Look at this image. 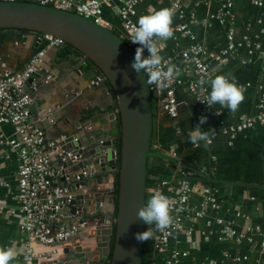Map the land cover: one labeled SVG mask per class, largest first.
I'll use <instances>...</instances> for the list:
<instances>
[{
	"label": "crops",
	"instance_id": "crops-1",
	"mask_svg": "<svg viewBox=\"0 0 264 264\" xmlns=\"http://www.w3.org/2000/svg\"><path fill=\"white\" fill-rule=\"evenodd\" d=\"M175 1L179 8L174 10L172 24H185L190 33L163 40L160 55L163 58L174 56L180 65L179 74L186 80L188 74L185 70L189 64L180 57L182 50L197 42L210 50L220 51L227 47V34L233 29L239 47L230 54L226 63L208 60L211 75L207 87L210 94V81L216 75H225L230 80L235 78V83L244 90V99L235 112L214 104L207 114L201 115L202 107L198 100L186 88H180L178 98L184 104L180 106L177 117H170L157 106L156 151L179 160L180 164L176 165L179 178L194 174L181 165L186 164L220 182L192 181L190 217L183 221L182 228L172 238L169 250L156 254L155 260L158 264H166L168 259H173L175 251L179 252L177 264H264L261 246L264 233V125L235 136L222 133L218 127L220 120L230 130L244 116L258 118L264 115V5L256 6L253 0H139L132 20L138 22L149 9L171 8ZM227 2H232L233 19L222 24L217 15ZM122 4V1L114 0L103 6L105 20L120 34L124 33L119 14ZM38 36L36 32L0 30V72L3 69L22 71L39 49ZM246 39L250 43L242 44ZM250 49H253L252 53ZM58 51V48L48 51L40 71L33 77L37 84L36 90H30L34 119L54 141H60L67 135L78 136L83 141L92 137L96 143L114 140L118 109L108 84H93L97 68L84 55L74 54L65 58ZM47 76L51 78L47 80ZM201 116L207 117L206 122L200 125L202 130L212 129L217 134L208 147L204 142L200 147H194L188 140ZM1 132L11 137L13 127L5 124ZM54 161H57L55 156ZM19 165L18 153L0 145V248L13 250L15 255L9 264H23L27 240L21 229L20 204L16 198ZM74 170V174L81 172L78 166H74ZM91 184L96 186V190L111 189L114 188V177L103 179L98 184L95 180ZM202 187L213 189L217 207L213 203L203 204ZM87 190L78 187L73 191L76 195H85L87 200ZM103 197L102 212L112 214V193ZM77 203L82 208V204ZM94 207L92 198L90 213L83 212L81 217H74L70 210L66 211L69 223L84 221L85 227L68 241L53 246L56 253L40 258L38 264H50L53 260H69L72 264H107V258L102 257L98 246L102 240L101 231L97 229L99 222L91 219ZM197 211L203 216L195 217ZM218 219L232 221L237 233H244L246 237L241 241L225 238ZM256 228L261 231H255ZM32 246L38 252L49 249L36 242H32Z\"/></svg>",
	"mask_w": 264,
	"mask_h": 264
},
{
	"label": "built area",
	"instance_id": "built-area-1",
	"mask_svg": "<svg viewBox=\"0 0 264 264\" xmlns=\"http://www.w3.org/2000/svg\"><path fill=\"white\" fill-rule=\"evenodd\" d=\"M3 1H28L38 3L44 6H53L58 9L74 11L84 17L93 19L97 24L111 27L112 26L104 18L103 6L114 0H3ZM122 6L119 14L123 20L124 33L121 34L123 39L131 46L134 51L140 45L134 44L130 40V32L137 26L136 21L132 20L135 7L139 0H120ZM256 6L264 5V0H253ZM174 10L179 8L175 1ZM232 2H227L217 19L225 24L228 20L233 19L231 11ZM173 35H189L187 25H171ZM228 45L220 51L208 49L203 44L194 42L187 48L182 50L180 57L189 64L185 70L188 78L184 80L179 72L180 65L176 63L174 56L168 55L163 58L164 62L176 65L178 74L167 82L168 86L163 89H157L156 85H150L152 95L157 100V106L167 113L170 117L178 116L179 108L184 104L178 98V90L186 88L201 105V115H205L211 108L206 101L209 97L207 82L211 75L208 60H212L217 64L228 62L230 54L239 47V43L235 41V33L230 29L227 34ZM39 49L31 57L26 67L22 71H11L3 69L0 72V145H6L10 150L18 153L20 165L18 170V195L19 201V217L23 234L27 238L24 245L23 264H38V260L43 257H51L56 253L53 247L56 244L68 241L76 235L81 228L85 227L86 222L69 223L67 221V210L72 211L73 208L79 207L77 195L69 187L73 183H80L92 175L87 169H81L80 173L72 174L67 177V182L61 181L65 170L63 163L69 162L76 164L82 159V154L69 151L60 145L65 136L60 141H54L47 135L46 130L38 124L33 117L32 104L33 96L30 90H36L37 84L33 79L44 63V59L51 49L60 48L65 45V41L61 38L40 34ZM163 40H158L162 45ZM250 43L249 41L241 42ZM253 52V49H250ZM143 55L149 56L147 48L144 49ZM51 76H47L49 80ZM106 82V76L99 74L93 81L94 85H100ZM54 122L53 119L50 120ZM9 124L13 127V135L6 136L1 132V127ZM264 125V115L256 118L252 116L242 117L240 123L230 130L225 127L224 121L220 120L218 127L222 133L235 136L247 130L255 128L257 125ZM217 136L214 133L212 140ZM54 156L57 161H54ZM59 180V181H58ZM81 186H79L80 188ZM159 191L169 198L170 215L172 217V225L164 230L156 229L153 226L154 249L155 254L165 253L169 250L171 240L175 234L182 228L184 220L190 217V195L193 191L192 181L187 178H178L176 175L171 179H164L156 186L147 190L152 193ZM201 193L204 198L203 204L213 203L217 207L215 199L212 196L213 189L202 187ZM13 211V210H12ZM14 213V211H13ZM241 214L238 213V216ZM72 216H74L72 214ZM203 213L195 212V217H202ZM76 217V216H74ZM218 223L223 226V236L225 238H236L241 241L246 236L244 233H237L233 227V222H225L218 219ZM255 231H261L256 228ZM32 242L42 244L49 249L38 252L32 246ZM262 250L264 251V233L262 241ZM179 252H173V259H168L166 264H177L176 258ZM246 259V257H244ZM152 264H158L156 260Z\"/></svg>",
	"mask_w": 264,
	"mask_h": 264
},
{
	"label": "water",
	"instance_id": "water-1",
	"mask_svg": "<svg viewBox=\"0 0 264 264\" xmlns=\"http://www.w3.org/2000/svg\"><path fill=\"white\" fill-rule=\"evenodd\" d=\"M5 29H26L63 39L82 52L85 59L94 62L97 75L101 71L111 84L122 124L119 165L116 139L96 143L92 137L83 141L78 136L67 135L59 142L60 145L66 150L82 154V159L76 164L63 163L65 170L61 181L66 183L67 177L74 174V166H78L80 170L87 169L94 178L73 183L69 187L72 190L79 186L88 189L89 198L85 200V195H77L82 208H73L71 213L76 217H81L83 212L90 213L93 198L95 207L91 210V219L99 222L97 229L101 231L102 240L98 246L102 257L109 258L112 253L109 264H141L144 242L138 241L136 234L147 228L136 217V213L146 204L149 158L158 157L175 165L180 162L175 157L156 151L153 95L150 85L145 83L147 75L137 73L131 66L135 57L134 49L111 27L97 24L93 19L74 11L28 1L0 0V30ZM181 165L194 173L182 176L184 178L191 181L220 182L199 169ZM116 172L119 174L118 211L116 215H108L102 212L105 199L103 195H113L114 188L96 190L91 182L96 180L97 184L102 183L103 179L115 177ZM113 235L115 241L112 249ZM50 264L72 263L69 260H53Z\"/></svg>",
	"mask_w": 264,
	"mask_h": 264
},
{
	"label": "clouds",
	"instance_id": "clouds-1",
	"mask_svg": "<svg viewBox=\"0 0 264 264\" xmlns=\"http://www.w3.org/2000/svg\"><path fill=\"white\" fill-rule=\"evenodd\" d=\"M173 14L174 8L149 9L147 14L139 17L137 26L130 32L131 42L140 45L136 48L131 66L137 73L147 75L145 80L147 86L154 84L158 90L167 87V82L175 74H178L176 65L164 62L160 55L163 46L158 43V40H167L173 37L171 27ZM145 48L149 52L147 57L143 55ZM125 79L127 80L126 76ZM210 83V95L206 101L202 102H206L210 108L214 104H219L235 112L244 99V90L235 83V78L230 80L221 74L212 78ZM216 114L220 115L219 112ZM206 120V116H201L197 126L189 133L188 140L194 147H200L201 142H204L205 147L212 144L214 131L212 129L202 130L200 126ZM169 204V198L163 193L152 192L146 204L137 210L136 217L149 226L155 225L158 230L167 229L173 223ZM152 236L153 229L149 227L146 231L137 233L136 239L144 242L150 240ZM14 255L11 248H0V264H9Z\"/></svg>",
	"mask_w": 264,
	"mask_h": 264
},
{
	"label": "trees",
	"instance_id": "trees-1",
	"mask_svg": "<svg viewBox=\"0 0 264 264\" xmlns=\"http://www.w3.org/2000/svg\"><path fill=\"white\" fill-rule=\"evenodd\" d=\"M12 30H18V31H23V32H33L30 30H26V29H12ZM37 33V32H36ZM40 35V33H38ZM58 54L61 57H69L70 55H74V54H81L84 55L82 52H80L78 49H76L74 46H72L71 44L65 43V45L63 47L58 48ZM87 61L94 67H96V65L94 64V62H92L91 60L87 59ZM97 68V67H96ZM100 74L104 75V73H102L100 71ZM106 83L109 86V89L111 91V93L113 94L115 100H116V95L115 92L111 86V84L109 83L108 79L106 78ZM152 107H153V111H154V118H156V108H157V100L156 98L153 96L152 97ZM115 108L118 109V104H117V100H116V105ZM121 136H122V124H121V117L120 114L117 113V120H116V136L115 139L117 141V144L115 146V148L117 149V155H118V165L120 163V154H121ZM176 169L177 166L173 163L170 162H164L161 158L158 157H151L149 158L148 161V180H147V190L153 186H156L158 183H160L162 180L164 179H171L173 177H175L176 175ZM153 176H156L157 178H153ZM177 176V175H176ZM178 178L181 176H177ZM118 191H119V174L118 172H116V175L114 177V192L113 195L111 197V202L113 204V211L112 214H117L118 211ZM149 197V193L147 192V196H146V202L147 199ZM154 225H147L146 224V228L148 229L149 227L153 228ZM114 241H115V235L112 236L111 238V247L113 249L114 246ZM112 253H110L109 258H107V264H109V260L111 259ZM155 249H154V234L152 236V238L150 240L144 241V250H143V255H142V263L141 264H152V262L155 259Z\"/></svg>",
	"mask_w": 264,
	"mask_h": 264
}]
</instances>
